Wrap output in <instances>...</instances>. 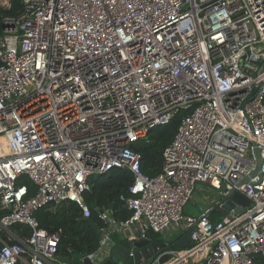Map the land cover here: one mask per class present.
<instances>
[{"label": "built area", "instance_id": "built-area-1", "mask_svg": "<svg viewBox=\"0 0 264 264\" xmlns=\"http://www.w3.org/2000/svg\"><path fill=\"white\" fill-rule=\"evenodd\" d=\"M22 4L0 35V231L13 241L0 237V264H69L58 260L59 234L35 213L73 201L89 217V178L112 168L132 173L120 195L131 214L98 212L99 241L84 257L93 264L111 255L113 235L138 225L141 238L152 231L162 243L138 264L264 260V0ZM179 111L161 170L144 174L132 143ZM252 143L261 163L250 176ZM196 185L249 203L217 221L218 199L187 214ZM15 224L31 234L20 238ZM170 229L190 244L164 242Z\"/></svg>", "mask_w": 264, "mask_h": 264}, {"label": "trees", "instance_id": "trees-1", "mask_svg": "<svg viewBox=\"0 0 264 264\" xmlns=\"http://www.w3.org/2000/svg\"><path fill=\"white\" fill-rule=\"evenodd\" d=\"M22 9V0H8L7 6L0 5V35L4 17H18ZM185 113V111H179L167 124L151 128L146 138L132 143V149L140 156V169L144 174L153 176L161 170L162 150L172 140L179 120ZM132 180V173L122 168H112L106 173L92 175L89 178L90 190L84 193V199L90 210L88 218L100 227L102 221L98 218V212L101 209L110 208L111 215L115 219H127L131 211L120 199V195H129L128 187ZM35 217L39 227L59 234L58 255H61L69 264L84 258L96 249L99 235L89 222L82 220L81 209L75 202L66 201L55 209L41 208L36 211ZM218 219L219 217H210L212 221ZM10 229L20 238H27L31 234V228L27 225L15 224ZM147 233L151 238L159 237L152 231ZM0 237L13 242L3 230L0 231ZM110 256L101 264H113ZM166 258L168 256L164 259ZM257 264H264V260L258 259Z\"/></svg>", "mask_w": 264, "mask_h": 264}, {"label": "water", "instance_id": "water-1", "mask_svg": "<svg viewBox=\"0 0 264 264\" xmlns=\"http://www.w3.org/2000/svg\"><path fill=\"white\" fill-rule=\"evenodd\" d=\"M4 27V24H3ZM261 70H264V63L261 66ZM254 148V156H255V168L251 172L250 176L254 175L258 172L260 168L261 158L259 155V150L256 147L255 143H252ZM247 180V178H246ZM219 202H223L222 207L219 209V212L222 216H225L230 208L234 206V202H239L244 205H248L249 200L240 192L234 191L227 195H218L217 196ZM242 207H236V211L240 212ZM82 220L89 222L95 229L97 235H100V227L94 221H92L88 217H82ZM145 238H140L137 240L125 239L118 246L113 247V254L110 256V260L113 261L114 264H138L141 262V259H149L150 256L154 253V250L157 246H160L162 243L157 238L149 237L148 233H145ZM168 243V242H167ZM170 244L175 247H185L190 244L189 233H182V236L179 239H173ZM168 243V244H169ZM133 252V256H129V252ZM73 264H93L89 259L82 258L75 260Z\"/></svg>", "mask_w": 264, "mask_h": 264}, {"label": "rangeland", "instance_id": "rangeland-1", "mask_svg": "<svg viewBox=\"0 0 264 264\" xmlns=\"http://www.w3.org/2000/svg\"><path fill=\"white\" fill-rule=\"evenodd\" d=\"M7 1L8 0H0V5L7 3ZM215 197L217 198L216 193L212 192L208 188H203L202 191L195 192L192 194L189 202L185 206V213L198 215V206L205 207L207 205H211L212 203L214 204ZM178 232L179 231H176L175 229L168 230L163 236L164 242H171L178 236ZM115 246L119 247V243Z\"/></svg>", "mask_w": 264, "mask_h": 264}, {"label": "crops", "instance_id": "crops-1", "mask_svg": "<svg viewBox=\"0 0 264 264\" xmlns=\"http://www.w3.org/2000/svg\"><path fill=\"white\" fill-rule=\"evenodd\" d=\"M204 187L203 186H200V185H196L195 189L193 190V193L194 194L195 192H199V191H202ZM217 200V198L215 197V201ZM215 203V202H214ZM214 204L212 203L211 206H213ZM210 205H207L205 207H209ZM199 208L200 206H198V211H199ZM219 217V219L222 217V214L219 212V211H212L210 213V217ZM142 230H145L144 229V226H132L131 228H126L122 234H115L113 235L112 237V240H111V248L113 249V247L116 245V244H120L123 240L125 239H131V236L132 235H135L137 237V239H140L141 236H140V232ZM148 232V231H147ZM113 252V250H112ZM112 255V254H111ZM58 260H65L61 255H58ZM51 264H58L57 262H52ZM114 264V263H113Z\"/></svg>", "mask_w": 264, "mask_h": 264}, {"label": "bare ground", "instance_id": "bare-ground-1", "mask_svg": "<svg viewBox=\"0 0 264 264\" xmlns=\"http://www.w3.org/2000/svg\"><path fill=\"white\" fill-rule=\"evenodd\" d=\"M1 140H3V138H1Z\"/></svg>", "mask_w": 264, "mask_h": 264}, {"label": "flooded vegetation", "instance_id": "flooded-vegetation-1", "mask_svg": "<svg viewBox=\"0 0 264 264\" xmlns=\"http://www.w3.org/2000/svg\"><path fill=\"white\" fill-rule=\"evenodd\" d=\"M151 238V237H150ZM153 238H151V240H152Z\"/></svg>", "mask_w": 264, "mask_h": 264}, {"label": "clouds", "instance_id": "clouds-1", "mask_svg": "<svg viewBox=\"0 0 264 264\" xmlns=\"http://www.w3.org/2000/svg\"><path fill=\"white\" fill-rule=\"evenodd\" d=\"M218 199V198H217ZM111 254H113V253H111Z\"/></svg>", "mask_w": 264, "mask_h": 264}]
</instances>
